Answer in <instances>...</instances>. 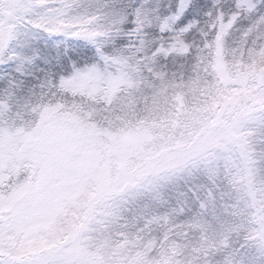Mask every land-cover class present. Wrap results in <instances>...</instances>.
Instances as JSON below:
<instances>
[{"label": "snow or ice", "instance_id": "obj_1", "mask_svg": "<svg viewBox=\"0 0 264 264\" xmlns=\"http://www.w3.org/2000/svg\"><path fill=\"white\" fill-rule=\"evenodd\" d=\"M0 264H264V0H0Z\"/></svg>", "mask_w": 264, "mask_h": 264}, {"label": "trees", "instance_id": "obj_2", "mask_svg": "<svg viewBox=\"0 0 264 264\" xmlns=\"http://www.w3.org/2000/svg\"><path fill=\"white\" fill-rule=\"evenodd\" d=\"M100 124H103L105 127L107 126V121H105L102 117L100 118Z\"/></svg>", "mask_w": 264, "mask_h": 264}, {"label": "rangeland", "instance_id": "obj_3", "mask_svg": "<svg viewBox=\"0 0 264 264\" xmlns=\"http://www.w3.org/2000/svg\"><path fill=\"white\" fill-rule=\"evenodd\" d=\"M97 127H99L100 125L98 124V125H96ZM114 238H119V237H114Z\"/></svg>", "mask_w": 264, "mask_h": 264}]
</instances>
